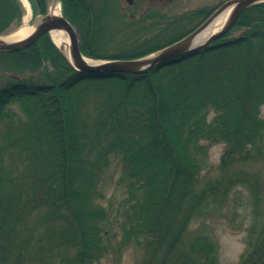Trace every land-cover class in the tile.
Listing matches in <instances>:
<instances>
[{
	"label": "trees",
	"instance_id": "16d2710c",
	"mask_svg": "<svg viewBox=\"0 0 264 264\" xmlns=\"http://www.w3.org/2000/svg\"><path fill=\"white\" fill-rule=\"evenodd\" d=\"M49 2L30 0L34 15ZM61 5L94 60L146 56L210 14L128 19L114 32L162 29L110 53L102 13L86 0ZM22 17L19 0H0V35ZM263 105L264 3L210 47L142 74L79 72L48 34L0 52V264H100L129 248L133 264H219L205 226H191L222 213L241 230L245 208L238 264H264ZM216 144L223 151L209 167ZM116 162L122 201L113 213L102 200Z\"/></svg>",
	"mask_w": 264,
	"mask_h": 264
},
{
	"label": "rangeland",
	"instance_id": "374dc122",
	"mask_svg": "<svg viewBox=\"0 0 264 264\" xmlns=\"http://www.w3.org/2000/svg\"><path fill=\"white\" fill-rule=\"evenodd\" d=\"M90 4L95 6L106 5L109 13L105 15L110 20L105 19L106 28L104 32L101 33V44L104 42L103 48L108 50V52L112 53L118 51L119 48H126L130 46V43L138 40H144L146 36H153L158 34V32L162 28L157 27H149L148 30L145 29L137 30L135 32L129 33H115L114 29H123V24L128 19L127 18V10H122L121 8L125 6L123 0H86ZM228 0H173L169 3V7L160 9V5L158 9L148 8L145 12L149 13H158L162 14L165 11H168L166 14L169 15H178L185 12H190L196 9H215L220 4H223ZM100 3V5L98 4ZM29 5V4H28ZM125 11V12H124ZM131 12L129 11V14ZM29 14H30V24L34 25V23L41 18V16H37V18L32 20V12L29 6ZM135 17H140L142 15H135ZM29 21V20H28ZM154 20L146 21V25H151ZM197 20L194 22L196 23ZM188 23L187 21L184 22ZM24 24L23 19L21 22L20 27ZM185 27V25H183ZM19 27V28H20ZM14 27L11 29L10 34L14 31L19 29ZM169 35V33H168ZM105 40V41H104ZM169 40V38H168ZM166 40V41H168ZM165 41V42H166ZM164 42V41H163ZM100 43V42H99ZM128 52V51H124ZM15 111H18L15 108ZM212 116V115H211ZM260 117L264 119V105L260 108ZM223 151L222 144L213 145L209 150V157H208V166L209 167H216L219 164L220 156ZM121 165L120 163L116 162L113 164L108 172H107V181L105 183L103 192L105 194V199L102 200V204L104 207L111 209L114 213L117 206L122 201V193L121 191L115 186L114 183L117 181V178L120 174ZM115 180V181H114ZM113 182V184H112ZM249 209H244L242 211L243 218H247L246 221L243 223V229L236 230L235 227H238L239 221L230 222L227 218H224L223 214L221 213H205L202 217L197 218L196 221L191 226V230H195L201 225L205 226V233L212 238L216 242L217 248V257L219 264H238L239 258L245 249L244 238H245V229L248 226V211ZM242 218V219H243ZM118 237H116L117 239ZM116 239L113 242H116ZM136 251L133 248H129L125 250L122 254V257L119 261H115V259L109 255L107 258L103 259L100 264H133L136 258Z\"/></svg>",
	"mask_w": 264,
	"mask_h": 264
},
{
	"label": "water",
	"instance_id": "95a60500",
	"mask_svg": "<svg viewBox=\"0 0 264 264\" xmlns=\"http://www.w3.org/2000/svg\"><path fill=\"white\" fill-rule=\"evenodd\" d=\"M127 1L129 3H132V0ZM260 3H264V0H230L224 3L220 8H218L211 17H209L197 30H195L186 38L167 48H164L163 50L151 56L136 60L104 62L95 61L97 63H87L84 56L80 52L77 33L72 24L67 21V19L62 15L54 16L52 13L41 16V18L36 21L34 31L24 40L17 42H5L0 39V52H15L21 49H25L35 44L43 35L48 33L51 34L52 31L64 29L69 33L70 36V55L72 58V62L65 54L64 55L68 58V60L76 70L82 73L96 74H102L104 72L110 71L128 74H142L151 71L160 63L191 55L198 52L199 50L209 47L214 41L222 38L229 32V30L235 25L238 18L244 11ZM231 4H233V9L225 26L218 32L212 34L207 40L195 46H191V39L205 30L209 21L215 15L220 13L224 8Z\"/></svg>",
	"mask_w": 264,
	"mask_h": 264
},
{
	"label": "bare ground",
	"instance_id": "6f19581e",
	"mask_svg": "<svg viewBox=\"0 0 264 264\" xmlns=\"http://www.w3.org/2000/svg\"><path fill=\"white\" fill-rule=\"evenodd\" d=\"M49 1L50 2L48 4L47 11H46V13L44 15H46L48 13H52L54 16H61L62 15V10H61V6L58 3V1H56V0H49ZM21 2H22V6L24 8V11H25L24 12V17H23L24 24L19 29H17L12 34H10L9 36L0 37V39L2 41H5V42H17V41L24 40L35 29L36 25H31L30 24V14H29V6L30 5H28L29 2H27V0H21ZM86 2H88V1H86ZM232 9H233V4L227 6L220 13L215 15L209 21V23L207 24V27L205 28V30H203L201 33H199L197 36H195V37H193L191 39L190 45L191 46H195V45L207 40L212 34L218 32L219 30H221L225 26L230 14H231ZM199 10H202V11H205V12H210L209 16L204 20V22L209 17H211L213 15V13L215 12L214 9L209 10V9L201 8ZM127 13H128L127 14V18L128 19L135 18V17H130L129 11ZM150 14H154V13H150ZM147 15H149V13ZM67 21H69V20L67 19ZM50 38H51L52 42L55 45H57L62 50V52L72 62V58H71V55H70V36H69V33L66 30H64V29L52 31L51 34H50ZM85 61L87 63H97L94 60H91V59H88V58H85ZM102 61H105V60H102ZM167 64H168L167 62H164V63L158 64L157 66L158 67H163V66H166Z\"/></svg>",
	"mask_w": 264,
	"mask_h": 264
},
{
	"label": "flooded vegetation",
	"instance_id": "af4514ba",
	"mask_svg": "<svg viewBox=\"0 0 264 264\" xmlns=\"http://www.w3.org/2000/svg\"><path fill=\"white\" fill-rule=\"evenodd\" d=\"M125 3V6L122 7V10H128L130 11V17H135L133 14L137 15H143L147 12H145L148 8H154L158 9L159 5L161 6L160 9L169 7V3H171L173 0H133L132 4H127L125 0H123ZM125 12V11H124ZM166 13L168 11H165ZM169 16V13L166 14ZM136 20L143 19V17H135Z\"/></svg>",
	"mask_w": 264,
	"mask_h": 264
}]
</instances>
